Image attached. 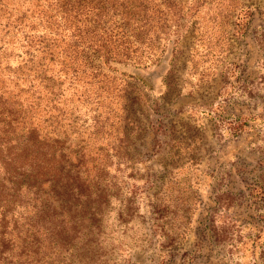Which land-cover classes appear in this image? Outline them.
<instances>
[{
	"label": "trees",
	"instance_id": "16d2710c",
	"mask_svg": "<svg viewBox=\"0 0 264 264\" xmlns=\"http://www.w3.org/2000/svg\"><path fill=\"white\" fill-rule=\"evenodd\" d=\"M177 7L178 0H0V264L94 263L125 192L119 178L139 162L132 135L147 131L136 114L144 85L124 71L118 84L109 71L158 60L160 22L167 8L183 17ZM150 124L163 137L161 124ZM80 127L91 129L88 138ZM139 193L122 199L124 225Z\"/></svg>",
	"mask_w": 264,
	"mask_h": 264
},
{
	"label": "rangeland",
	"instance_id": "374dc122",
	"mask_svg": "<svg viewBox=\"0 0 264 264\" xmlns=\"http://www.w3.org/2000/svg\"><path fill=\"white\" fill-rule=\"evenodd\" d=\"M174 9L183 17L165 11L158 60L109 71L118 84L124 71L144 85L136 114L147 131L132 135L139 162L120 173L125 192L93 264H264V0H178ZM137 187L139 209L124 225L122 199Z\"/></svg>",
	"mask_w": 264,
	"mask_h": 264
}]
</instances>
